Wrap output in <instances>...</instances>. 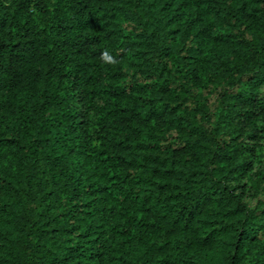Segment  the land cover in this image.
I'll use <instances>...</instances> for the list:
<instances>
[{"label":"trees","instance_id":"obj_1","mask_svg":"<svg viewBox=\"0 0 264 264\" xmlns=\"http://www.w3.org/2000/svg\"><path fill=\"white\" fill-rule=\"evenodd\" d=\"M0 264H264V0H0Z\"/></svg>","mask_w":264,"mask_h":264},{"label":"clouds","instance_id":"obj_2","mask_svg":"<svg viewBox=\"0 0 264 264\" xmlns=\"http://www.w3.org/2000/svg\"><path fill=\"white\" fill-rule=\"evenodd\" d=\"M101 60L105 63H108V64H115L116 63L115 59L107 51L102 53Z\"/></svg>","mask_w":264,"mask_h":264}]
</instances>
